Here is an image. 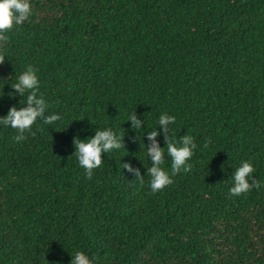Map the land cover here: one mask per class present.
<instances>
[{"label": "trees", "instance_id": "obj_1", "mask_svg": "<svg viewBox=\"0 0 264 264\" xmlns=\"http://www.w3.org/2000/svg\"><path fill=\"white\" fill-rule=\"evenodd\" d=\"M29 2L0 40V117L23 103L10 82L31 65L45 115L61 118L19 141L0 126V264H69L77 250L94 264H264V0ZM162 112L169 139L196 147L171 175L158 128L171 183L152 192L145 131ZM104 127L124 145L89 176L74 138ZM241 160L261 187L234 196Z\"/></svg>", "mask_w": 264, "mask_h": 264}, {"label": "clouds", "instance_id": "obj_2", "mask_svg": "<svg viewBox=\"0 0 264 264\" xmlns=\"http://www.w3.org/2000/svg\"><path fill=\"white\" fill-rule=\"evenodd\" d=\"M31 14L29 0H0V40H6V33L27 20ZM5 56L0 53V62H3ZM11 88L15 94L24 97L23 103L20 101V107L12 106L7 115L0 117V126L11 127L17 130L15 140L24 139L23 133L31 130V126L38 120L42 119L45 124H52L61 117L57 113L45 115L47 102L42 96L37 95L38 77L36 71L31 65L25 67L18 75L15 82H10ZM0 97L4 95L3 89ZM26 94V97H25ZM9 97L13 96L12 92L8 93ZM27 106H23V105ZM127 121L131 122L132 129H141L142 121L136 115V111L129 114ZM175 121V117L170 114L161 113L158 117V127L145 131L150 140L151 146H146V155L150 160V167H147L146 174L149 176L148 186L152 192L163 189L171 183V176L161 167L164 163L165 147L157 146L155 138L159 135L158 128L163 126L166 140L167 155L171 158V175L183 170L188 171V161L193 155L196 145L190 135H183L177 143L169 139L170 125ZM144 123V121H143ZM144 132V133H145ZM124 145L123 137L113 128L104 127L96 128L95 135L84 139L74 138V156L78 164L91 176V171L101 165L102 153L107 154L110 151L118 150ZM124 164V169L135 172L136 179H141L139 169H133L131 165ZM253 164L251 161L241 160L231 175V187L229 193L239 196L241 193L250 191L253 187H261L260 183L253 178ZM251 181V182H250ZM69 264H94V260L82 251H75L71 255Z\"/></svg>", "mask_w": 264, "mask_h": 264}]
</instances>
